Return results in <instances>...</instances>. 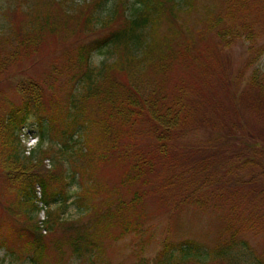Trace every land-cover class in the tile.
Masks as SVG:
<instances>
[{"label": "trees", "instance_id": "obj_1", "mask_svg": "<svg viewBox=\"0 0 264 264\" xmlns=\"http://www.w3.org/2000/svg\"><path fill=\"white\" fill-rule=\"evenodd\" d=\"M193 1L82 0L68 4L67 0H15L4 9L7 28L0 31V197H5V206L0 247L6 246L8 251L0 257L1 263L66 264L71 258L106 262L103 246L108 238L140 231L145 201L162 165L158 154L165 158L171 138L193 131L195 124L221 123L226 138L190 148L177 176L186 174L187 179L199 172L201 176H195L200 184L195 189L208 188L212 196L218 188L225 203L239 197L236 190L225 192L228 180L216 172L224 168L219 156L225 155V150L231 158L236 157L231 135L238 137L241 132L252 141L245 140L242 146L257 145L253 131L246 130L240 120L248 118L251 111L255 119L264 114V76L251 77V90L235 102L233 118L220 111L217 119L209 91L192 97L184 83L166 86L172 65L191 57L193 42L183 31L189 28L187 14ZM227 3L231 19L246 14L247 0ZM236 10L239 13L234 16ZM204 15L202 21L208 28L219 26L223 18L214 17L209 8ZM222 27L216 35L220 44L227 45L225 39L235 33L230 32L235 26ZM50 41L64 48L60 64L51 62L34 75L29 68L34 69L47 55L39 47H47ZM103 50L112 59L94 69L92 54ZM196 55L192 54L193 58ZM208 69V64H203L201 71H196L202 75ZM224 70L219 71L221 86L229 85V96L237 101ZM17 72L21 78L14 82L16 86L4 88L5 81ZM240 107L250 111L243 116ZM30 119L37 128L38 141L26 153L18 143L17 131ZM163 127L168 132L161 131ZM140 132L148 134L151 142H139ZM102 168L120 169V175L111 184L101 181ZM73 183L76 190L71 191ZM234 183L263 185V179L255 181L251 175ZM71 203L81 214L77 218L63 216ZM40 210H44L42 220L37 219ZM5 227L9 237L1 236ZM225 231L228 236L220 246L205 254L222 264H234L229 251L246 240L234 239L236 232L230 225ZM17 239L25 241L22 250L9 245ZM181 249L183 258L174 259V264L206 263L204 256L185 258L191 251ZM255 263L264 264V254L257 256Z\"/></svg>", "mask_w": 264, "mask_h": 264}, {"label": "rangeland", "instance_id": "obj_2", "mask_svg": "<svg viewBox=\"0 0 264 264\" xmlns=\"http://www.w3.org/2000/svg\"><path fill=\"white\" fill-rule=\"evenodd\" d=\"M70 1L79 2L82 0H67L68 4ZM230 1L232 2V0ZM13 2L15 0H0V31H6L7 23L2 14L4 9ZM108 5L110 6V3ZM227 5V0L193 1V6L190 7L187 14L189 28L183 31V36L193 42L191 57H189V61L185 59L184 62L178 61L179 63L172 65L169 80L166 83L167 87L184 83L191 90L188 93L192 97L197 93L205 94L206 91L207 93L209 91L211 102L217 107L215 111L217 119L220 111L222 114L225 113L226 118L228 116L233 118L235 102L238 103L240 97L248 94V89L251 90L249 87L251 77L264 76V0H247L246 14L241 19L236 17L231 19L232 15H227ZM206 8L213 11L214 17L218 15L223 17L219 26L208 28L202 21ZM103 11L105 12L106 9ZM238 13L237 10L234 11V16H237ZM222 26H229L228 28L235 26V29L231 28L230 31L235 33L229 39H225V41L229 40L227 45L220 44L216 35L218 29H223ZM238 34L240 35L238 36ZM212 49L215 50V53L210 54ZM39 50L47 55L37 61L34 69L29 68L34 75L51 62L60 64L64 53L62 45L56 44L54 41L48 42L47 47L41 45ZM192 54H197L196 58H193ZM38 58L36 57V59ZM111 59V54L107 50H103L93 53L90 63L94 69H97L104 61ZM203 64H208L209 69L207 73L200 75L196 70L201 71ZM224 67L231 80V90H235L237 101L231 100L229 85L225 84V88L223 85L221 86L219 71L223 72ZM215 71L216 75L214 76ZM18 74L19 72L9 80L6 79L4 88L9 85L13 86L14 82L17 83V80L21 78V74ZM193 76L195 79H192ZM240 109L243 116L245 111H250V109L244 111L242 107ZM254 115L256 114L251 111L248 118L245 117V120L240 121L246 130L253 131L258 141L257 145L253 144L254 148L250 144L242 146V142L245 140L252 142L246 133L241 132L240 136L237 135L239 139L231 135L232 142H236V144L234 143L237 149L236 157L231 158L223 150L222 153L226 156L220 155L219 162L220 166L224 165V168L216 171L218 175H222L224 179L228 180L229 187L225 192L231 193L232 190H236L239 197L225 203L224 198H220L223 191L218 188L212 196L208 188L207 190L195 189L200 184V178H197L200 175L199 172L195 174H198L197 176L190 175L187 179L184 177L186 174L177 176V173H180V166H184L181 163L185 161L190 148L194 149L195 146H203L204 142L215 143L226 138L225 133L222 132L226 129L221 123L206 126L195 124L193 131L171 138L172 141L168 144L165 158H161L163 157L162 153L158 154L162 165L159 177L154 184L157 186V190L154 186L145 201V212L140 231L129 232L117 239L108 238L103 246V258L106 262L96 260V258H88L84 261L71 258L67 260L66 264H174V259L180 261L179 258H183L182 253L184 252L181 248L191 251L186 254L185 258L192 255L195 257L204 256L205 259L207 258L204 264H222L220 259L216 261L217 259L207 257L205 251L210 252L214 247L220 246L221 240L228 236V232L225 231L228 225L236 232L234 239L246 240V244L238 242L230 249L229 255L234 264H256V257L264 254V114H261L259 119H255ZM194 117L191 114L190 120L193 122L195 121ZM161 131L168 132L166 127L161 128ZM35 134H37V128L34 121L30 119L17 131L18 143L21 148L26 150L31 148L37 141ZM139 135L141 137L139 142H151V137L148 134L140 132ZM163 142L166 141L163 140ZM256 147L260 149H255ZM217 148H213V150H218ZM229 148L234 150L233 147ZM200 150L203 149L200 147ZM197 158L200 157L195 156V159ZM45 164L50 167V160L46 159ZM102 169L104 171L98 176L101 181L111 184L112 179L116 181L117 174L120 175V169ZM170 171L171 176L168 177ZM251 175H254L255 181L263 179V185L239 186L234 183L236 180L247 179ZM70 190H76V184L73 183ZM187 196L189 197L187 198ZM3 199L5 197H0V219L5 206ZM9 199L7 198V200ZM75 206L73 203L69 204L63 216L77 218L81 215ZM52 207L54 206L52 205ZM40 215L42 214L37 215L39 220L42 219ZM7 229V227L2 229L1 236L9 237ZM41 229V233L45 234L44 228ZM183 242L193 247L183 246ZM24 243V240L17 239L12 240L9 245L13 246L12 248L15 250H22ZM196 248L198 251H195ZM6 251H8L6 246L5 248L0 247V257L4 258L7 255ZM225 256L223 255V257ZM180 263L194 264V261L193 263L192 261ZM0 264H6V261L0 262ZM19 264L28 263L21 261Z\"/></svg>", "mask_w": 264, "mask_h": 264}, {"label": "built area", "instance_id": "obj_3", "mask_svg": "<svg viewBox=\"0 0 264 264\" xmlns=\"http://www.w3.org/2000/svg\"><path fill=\"white\" fill-rule=\"evenodd\" d=\"M30 148H28L27 150H26V152L28 153V150H29ZM40 205L42 206V204L40 203ZM42 214V215H40V216H42V219H44V217H45V215H44V210H40V212H39V214ZM41 219V220H42Z\"/></svg>", "mask_w": 264, "mask_h": 264}]
</instances>
